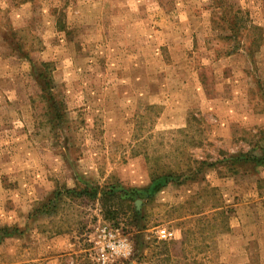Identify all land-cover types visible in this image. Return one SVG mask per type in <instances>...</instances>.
<instances>
[{
	"label": "rangeland",
	"instance_id": "obj_1",
	"mask_svg": "<svg viewBox=\"0 0 264 264\" xmlns=\"http://www.w3.org/2000/svg\"><path fill=\"white\" fill-rule=\"evenodd\" d=\"M262 143L264 0H0V264H264Z\"/></svg>",
	"mask_w": 264,
	"mask_h": 264
},
{
	"label": "trees",
	"instance_id": "obj_2",
	"mask_svg": "<svg viewBox=\"0 0 264 264\" xmlns=\"http://www.w3.org/2000/svg\"><path fill=\"white\" fill-rule=\"evenodd\" d=\"M230 34L231 35H228L225 38L231 42H233V40H236V41H234V43H232L233 46H232V49L227 52L228 55L233 54V53L237 52L240 48H242V46L240 45L241 44L240 41H238V43H235V42H237V40H238L237 38H239V34H240V32L238 31V27H235V28L232 27V29H230ZM9 44L13 48V50L20 52V49L22 48L21 45L18 46L17 44H12L11 42H9ZM26 57H28V56L26 55ZM34 64L35 63H32V65H34ZM42 66H43V69L38 70V72L36 71L37 69H34V67H32V72L37 77V80L40 81V83L42 84V90L45 91L46 94H48L47 100L49 102V109L51 110L50 112L53 114V116L51 117L52 118L51 122L54 123V122L58 121L60 123V121L64 120L63 115H62L63 112H62V109L60 106L61 103L58 102L54 98V90H55L56 86H55V83L53 81V77L51 74V66L49 63H43ZM50 112H49V114H50ZM259 149L261 151L260 155H257L253 151H248V152H239V153L232 154V155H229L228 157H226L229 160V162H231L232 164L234 163L233 165H235L233 168V174L234 175H238V174L240 175L241 173H244L246 171V169H248V168H250L249 172L255 173L257 168L264 163V144L259 145ZM204 164H205V162H203V165ZM243 170H245V171H243ZM172 178H173V176L171 174L162 175V176L155 178V179L153 178L152 183L149 185L148 189L150 190V192H155V191L161 189L162 187H164L167 183H169L172 180ZM147 190L139 191L138 189H135L134 193L146 196ZM71 192L76 193L75 190H73ZM83 192L86 194V191H83ZM94 193H96V191H94ZM48 205H50L52 207L53 206L52 201H49ZM227 212L228 211H225L224 213H227ZM136 215H139L138 211H136ZM8 232H9V229H7V230L5 229V230L1 231L0 243L3 240V238L6 235H8Z\"/></svg>",
	"mask_w": 264,
	"mask_h": 264
},
{
	"label": "crops",
	"instance_id": "obj_3",
	"mask_svg": "<svg viewBox=\"0 0 264 264\" xmlns=\"http://www.w3.org/2000/svg\"><path fill=\"white\" fill-rule=\"evenodd\" d=\"M263 144L264 143H262L260 145H263ZM259 151H260V149H259ZM260 154H261V151H260ZM260 154H257V155H260ZM248 175L249 174L241 173L239 176L248 178L249 177ZM251 175H254L256 178V195H257V200H258L257 204H259V206H261L263 211H264V207H263L264 206V193H261L260 187H259L260 182H264V179H262V178H264V163L257 168L255 173H253ZM256 224L259 226L260 225L262 226L261 222L256 221Z\"/></svg>",
	"mask_w": 264,
	"mask_h": 264
},
{
	"label": "built area",
	"instance_id": "obj_4",
	"mask_svg": "<svg viewBox=\"0 0 264 264\" xmlns=\"http://www.w3.org/2000/svg\"><path fill=\"white\" fill-rule=\"evenodd\" d=\"M158 237L162 239H171L174 237V232L166 228H161L157 230Z\"/></svg>",
	"mask_w": 264,
	"mask_h": 264
}]
</instances>
